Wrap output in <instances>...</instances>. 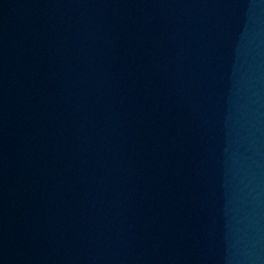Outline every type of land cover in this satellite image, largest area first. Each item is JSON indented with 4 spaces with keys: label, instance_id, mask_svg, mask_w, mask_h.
I'll return each mask as SVG.
<instances>
[{
    "label": "water",
    "instance_id": "1",
    "mask_svg": "<svg viewBox=\"0 0 264 264\" xmlns=\"http://www.w3.org/2000/svg\"><path fill=\"white\" fill-rule=\"evenodd\" d=\"M0 264H264V0H0Z\"/></svg>",
    "mask_w": 264,
    "mask_h": 264
}]
</instances>
